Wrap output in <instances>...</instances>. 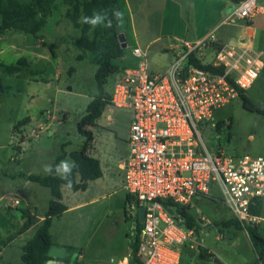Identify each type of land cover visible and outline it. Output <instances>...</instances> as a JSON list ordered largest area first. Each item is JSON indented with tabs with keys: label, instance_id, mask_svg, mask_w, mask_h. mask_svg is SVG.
Returning a JSON list of instances; mask_svg holds the SVG:
<instances>
[{
	"label": "rangeland",
	"instance_id": "obj_1",
	"mask_svg": "<svg viewBox=\"0 0 264 264\" xmlns=\"http://www.w3.org/2000/svg\"><path fill=\"white\" fill-rule=\"evenodd\" d=\"M23 1L29 3L32 0ZM67 6L60 0L47 17L40 36L14 29L0 33V264L21 263L22 244L35 231L33 227L26 234L17 233L23 225L20 226L22 211L31 210L36 219V213L42 214L51 198L47 187L26 180L21 173L49 174L53 161L62 152L65 155L56 166L58 172L62 173L70 165L71 153L81 147L84 138L78 126L79 119L97 93V65L91 60L90 52L84 58H78L81 49L75 41L81 29L65 17ZM176 11V4L168 5L163 28L154 26V35L163 37L155 40L149 50L146 59L149 73L162 71L175 60L173 47L182 50L179 47L181 41L168 37L172 33H182ZM257 18L251 22L252 36L245 20L226 22L218 30L222 42L235 43L238 37L249 38L252 47L264 51V13L258 14ZM125 24L122 27L126 28ZM169 42L173 43L171 49L165 48ZM131 43L129 38L123 57L112 59L119 71L109 76L104 86L107 91L111 92L122 76L123 65L136 63L138 57L133 54ZM195 53L198 55L199 50ZM212 54L213 47L207 46L203 57L209 60ZM11 64L17 68L9 70ZM261 71L254 84L242 93L262 111L246 108L242 96L236 95L213 110L208 123L200 129L203 142L213 152L264 155V68ZM132 116L131 108H117L111 104L96 119L97 125L90 126L92 154L99 160L103 177L88 180L84 189L76 191L63 185L67 209L55 216L51 229L57 234L56 240H63L68 246L51 248L69 257L64 264L75 261L87 245L88 224L82 223L81 232L78 230V223L86 222L79 212L84 206L94 210L108 206L112 212L122 210L126 193L116 179L118 181L119 174L124 173L119 163L129 154L127 136ZM218 121L221 123L219 128L215 126ZM208 193L209 196L193 198L187 208L195 218L203 216L210 223L199 224L195 229V241L181 246L179 264H264V259L263 262L256 261L257 253L245 229L234 223L223 224L232 214L218 188L210 185ZM14 197L21 202L11 206ZM93 197L99 198L96 203L78 209L69 207ZM136 201L134 198V203ZM130 205H127L129 209ZM257 211L264 218V196ZM133 213L137 218L135 211ZM258 229L264 237V222ZM201 249H209L213 257L209 256L208 250L202 255ZM213 258L220 263L214 262Z\"/></svg>",
	"mask_w": 264,
	"mask_h": 264
},
{
	"label": "built area",
	"instance_id": "obj_2",
	"mask_svg": "<svg viewBox=\"0 0 264 264\" xmlns=\"http://www.w3.org/2000/svg\"><path fill=\"white\" fill-rule=\"evenodd\" d=\"M257 9L256 0H236L220 23L248 19ZM215 37L212 30L193 44L181 40L182 50L172 48L175 60L156 73L147 70V53L134 46L136 63L124 68L113 85L112 105L133 110L122 166L123 188L137 200L132 209L138 214L144 206L134 264H179L181 246L196 239V227L186 224L179 209L191 206L195 197L209 196L210 185L246 232L264 222L250 210L264 196V155L213 152L200 136L213 110L252 85L264 51L244 39L221 43ZM207 46L213 47L209 60L203 57ZM192 53L209 67L191 63ZM208 223L199 217L200 225Z\"/></svg>",
	"mask_w": 264,
	"mask_h": 264
},
{
	"label": "trees",
	"instance_id": "obj_3",
	"mask_svg": "<svg viewBox=\"0 0 264 264\" xmlns=\"http://www.w3.org/2000/svg\"><path fill=\"white\" fill-rule=\"evenodd\" d=\"M63 1L68 5L64 11L65 17L76 28L81 29V34H79L75 41V45L81 49L78 58H84L87 52H90L91 60L97 65L95 83L97 93L89 102L88 107H86L85 114L79 119L78 126L84 138L81 147L71 153L70 165L65 167L62 173L58 172L56 166L65 155L62 152L53 161L49 174L21 173V176L26 180L36 181L42 186L47 187L51 193V198L42 224H40L34 235L23 245L20 264H45L49 259L48 252L53 244L50 228L55 216H59L67 209L63 201L61 186L65 184L68 188L75 191L80 188L84 189L88 180H94L103 175L99 160L92 154L94 145H92L93 134L90 126L97 125L96 119L101 116L106 107L112 104L111 92L107 91L104 86L108 82L109 76L116 70L119 71V67L112 59L123 57L125 54V48L121 47L118 39L121 20V7L118 0ZM57 6L58 0H32L29 3L23 0H0V33L14 29L22 33L40 36L47 24V17L51 15ZM94 14H98L101 17L99 23L94 26L91 23L84 22L83 18H93ZM190 62L195 63L197 66L209 67L208 64L198 63L195 53L190 55ZM15 68L17 67L13 64L8 66L9 70H14ZM239 95L242 96L243 105L246 108L249 107L256 111H262L260 107L255 106L251 99L244 96L242 92ZM215 126L219 128L221 126L220 121ZM260 202L261 199H257L256 204L251 205L250 210L258 213L257 208H259ZM187 208V205L182 206L179 209L180 213L185 217V222L188 226H195L197 228L199 226V218L191 215ZM22 217L26 221L21 230H25L30 227L34 221V217L28 211H22ZM230 223H234L236 227L242 228L232 216L223 221L225 225H229ZM141 226L142 224L138 221V230H140ZM259 232L258 226L253 225L247 227L246 234L257 253L256 261L262 262L264 259V237ZM138 249L139 242L137 235H135L130 264L139 262L136 255ZM206 252V249H201L200 251L202 255ZM208 254L210 257L213 256L210 252Z\"/></svg>",
	"mask_w": 264,
	"mask_h": 264
},
{
	"label": "crops",
	"instance_id": "obj_4",
	"mask_svg": "<svg viewBox=\"0 0 264 264\" xmlns=\"http://www.w3.org/2000/svg\"><path fill=\"white\" fill-rule=\"evenodd\" d=\"M59 2L60 0H58V3ZM118 2L121 7L119 30L120 33L123 34L126 45L128 39L130 38L132 47H141L148 56L153 42L163 37L160 34L154 35V26L157 25L158 27L163 28L164 17L168 13V5L176 4L177 17L179 18L182 26V33L169 34L168 37H170L171 40L178 42L184 40L193 44L199 41V39L202 37L206 36L210 31L215 30V39L218 42L223 43L224 41L222 42L221 36L218 34V30L221 28V26H223L220 22L225 16L224 13L226 14V12H228L233 7L234 4L232 5L231 3H234L235 0H118ZM214 3L216 6H213ZM256 4L259 9L252 13L248 19H245V26L247 28L249 27L250 36H252V32L254 31L253 27L251 26V22L258 20V14L264 13V0H256ZM123 23H126V28L122 27ZM240 39H244L247 44L251 45L249 38L245 39L244 37H238L235 43ZM172 46L173 43L169 42L165 48L171 49ZM124 68H126L125 65H123L122 70ZM263 68L264 61L259 70V74L262 72L261 70ZM259 74L254 82L258 79ZM254 82L252 84H254ZM20 130L21 129L18 128V131ZM125 158L119 163V168L122 169L124 173L122 175L119 174L118 181L116 179V183L118 185L121 184V187H123V181L125 178V170L122 166V162L125 160ZM101 177H103V175ZM63 185L61 186L62 193ZM98 199V197H93L91 199L79 202L78 204L70 205L69 207H75L78 209V207H82L88 203H96ZM123 202L124 205L122 210H117L115 212H112L108 206H104L100 210L97 208L94 210L93 208L84 206V208L79 211L80 214L83 215V218L86 220V222L83 220V222L80 221L78 223V230L81 232L83 227L82 223L88 224L85 236L87 245L81 250L80 253H78L76 260L72 261L70 264H77L78 262H89V264H130V256L133 250V240L135 235H137L136 231L138 230L137 224L139 218L138 214H136L137 218L134 216V210L131 207L134 202V196L126 193ZM129 204H131L130 209L127 207ZM12 205L15 206L13 203H11V206ZM46 210L47 209H45L42 214L36 213L37 218L34 219L30 227L25 230H21V227H23L26 221V219L22 217L20 226L22 224L23 225L19 227L17 233L19 235L26 234L33 227H35V233L37 228H39L40 224H42V221L44 220ZM27 211L32 215L34 214L31 210ZM54 223L55 219L53 221L52 227H54ZM51 228L50 235L53 242L51 247L57 245L67 248L68 244H66L65 241L56 240L57 234ZM27 240L23 242L22 248ZM207 250L210 251L209 249ZM210 253L212 252L210 251ZM68 258L69 257L65 254V256L62 257V264H64ZM49 259L52 260L50 264H58L60 257L49 255Z\"/></svg>",
	"mask_w": 264,
	"mask_h": 264
},
{
	"label": "water",
	"instance_id": "obj_5",
	"mask_svg": "<svg viewBox=\"0 0 264 264\" xmlns=\"http://www.w3.org/2000/svg\"><path fill=\"white\" fill-rule=\"evenodd\" d=\"M118 39H119V42L121 43V47H124L126 46V43H125V40H124V37H123V34L120 33L118 35ZM143 215H144V206H139L138 207V218H139V222L142 223L144 221V218H143ZM48 254L50 256H58L60 257V260L58 261V264H62L63 263V260H62V257L64 256V254H59V253H56L55 251V248L54 249H50V251L48 252ZM213 261L216 262V263H220L216 258H213ZM52 262V260L48 259L46 261L45 264H50Z\"/></svg>",
	"mask_w": 264,
	"mask_h": 264
},
{
	"label": "clouds",
	"instance_id": "obj_6",
	"mask_svg": "<svg viewBox=\"0 0 264 264\" xmlns=\"http://www.w3.org/2000/svg\"><path fill=\"white\" fill-rule=\"evenodd\" d=\"M119 13H120V12H119ZM120 15H121V13H120ZM83 19H84V22H86V23H91L92 25L95 26L97 23L100 22L101 17H100L98 14H94V17H93V18L85 17V18H83ZM46 171H47V169H46Z\"/></svg>",
	"mask_w": 264,
	"mask_h": 264
}]
</instances>
